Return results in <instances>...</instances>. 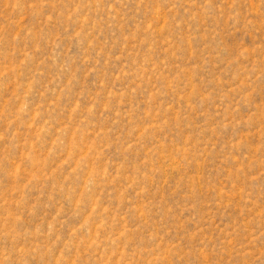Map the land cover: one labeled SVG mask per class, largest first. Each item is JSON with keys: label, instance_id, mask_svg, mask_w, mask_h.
<instances>
[{"label": "rangeland", "instance_id": "374dc122", "mask_svg": "<svg viewBox=\"0 0 264 264\" xmlns=\"http://www.w3.org/2000/svg\"><path fill=\"white\" fill-rule=\"evenodd\" d=\"M0 264H264V0H0Z\"/></svg>", "mask_w": 264, "mask_h": 264}]
</instances>
